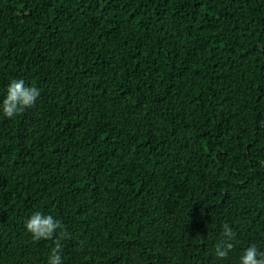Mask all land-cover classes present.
<instances>
[{
    "label": "trees",
    "instance_id": "1",
    "mask_svg": "<svg viewBox=\"0 0 264 264\" xmlns=\"http://www.w3.org/2000/svg\"><path fill=\"white\" fill-rule=\"evenodd\" d=\"M0 264H237L264 250V0H0ZM233 249L215 257L223 225Z\"/></svg>",
    "mask_w": 264,
    "mask_h": 264
},
{
    "label": "clouds",
    "instance_id": "2",
    "mask_svg": "<svg viewBox=\"0 0 264 264\" xmlns=\"http://www.w3.org/2000/svg\"><path fill=\"white\" fill-rule=\"evenodd\" d=\"M39 97V88L26 85L23 80H11L3 98L0 99V117L8 120L16 118L25 110L33 108ZM24 229L34 241H53L54 247L46 258V264H63L59 243L63 228L59 219L53 215L36 211L24 221ZM233 236L231 227L225 223L221 239L215 247L217 260L223 261L229 256L233 249ZM237 264H264V250L258 248L256 244H248L238 255Z\"/></svg>",
    "mask_w": 264,
    "mask_h": 264
}]
</instances>
